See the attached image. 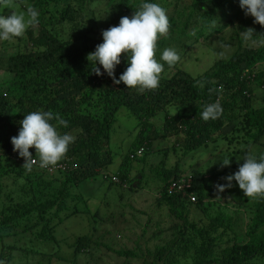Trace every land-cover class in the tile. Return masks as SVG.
I'll list each match as a JSON object with an SVG mask.
<instances>
[{"label":"trees","instance_id":"trees-1","mask_svg":"<svg viewBox=\"0 0 264 264\" xmlns=\"http://www.w3.org/2000/svg\"><path fill=\"white\" fill-rule=\"evenodd\" d=\"M153 2L167 8L174 0ZM140 3L141 0L0 2V15L7 16L12 11L20 13L28 7L35 8L39 14L38 23L28 27L22 37H17L15 50L0 55V196H3L0 228L10 224L18 228L23 223L21 230L11 234L29 232L38 240L57 241L55 232L63 219L80 212L77 206L69 212V200L80 197L71 188L99 172L110 178V174L102 170L113 162L111 134L117 113L125 106L129 115L137 120L134 150L143 145L145 152L150 151L153 141L161 136L185 135L181 141L161 150L163 153L180 150L181 156L168 167L165 155L155 175L161 180L157 201L168 209L175 222L168 228L170 237L155 244L153 249H143L138 241L136 247L131 248L105 246L118 256L141 257V264H264V198L244 196L235 181L222 196L214 193L212 185L214 175L220 176L226 184L223 177L238 170L243 163V157L237 160L238 150L225 149L209 155V165L214 162L210 170L207 163L202 167L192 165L187 172L181 166V157L202 149L213 152L221 143L230 146L238 142L246 148L254 146L253 154L264 153V104L260 107L253 104L254 86L264 87V26L251 20L254 35L245 42L239 32L248 29L249 23L240 26L244 12L233 0H191L173 14H167L169 34L157 41V59L171 44L184 51L183 56H186H182L181 66L178 63L179 67L172 74L162 73L157 88L137 90L127 88L122 82L114 84L99 65L101 75L97 76L86 56L102 42L103 30L118 25L123 16L130 18ZM98 6L100 8L96 9ZM220 20H225L222 26L218 24ZM226 27H231L229 42L233 41L237 47L234 46L231 54L214 58L204 70L193 74L185 67V59L196 52L195 47L202 41L210 44ZM255 39L260 45L251 44ZM1 42L2 46L9 44V40ZM126 66L121 54V64L114 71L117 79ZM216 101L222 106L221 116L216 120L200 119L203 107ZM170 106L177 107L178 113L172 114ZM37 109L59 113L68 126H59L58 131L75 137L56 164L66 165L64 169H52L50 173L34 164L32 171L26 172L24 158L13 151L10 138L17 135L19 122ZM160 111L165 112L164 121L161 128H156L151 118ZM29 152L35 156L34 147H30ZM225 156L231 157L230 165L221 167L220 158ZM130 162L128 156L124 157L116 177L120 183H130V188H139L141 175L134 180L129 178ZM182 174L190 184L188 194L169 192V185ZM216 196L232 201L235 211L247 208L243 233L236 232L234 214L227 204L221 205L215 200ZM214 205L216 212L212 215L210 210ZM191 209L203 211L206 219L191 220ZM38 225H42L39 231ZM161 234L158 230L152 237ZM7 235L0 232V239L3 241ZM94 244L100 245L92 235L77 236L70 245L72 256L67 258L58 251L45 253L32 245L29 248L15 242H2L0 264H50L54 256L69 259L71 264H82L76 257L90 251ZM17 251L21 254L16 256ZM35 255L39 257L30 262Z\"/></svg>","mask_w":264,"mask_h":264},{"label":"rangeland","instance_id":"rangeland-1","mask_svg":"<svg viewBox=\"0 0 264 264\" xmlns=\"http://www.w3.org/2000/svg\"><path fill=\"white\" fill-rule=\"evenodd\" d=\"M190 2L191 0H174V3L165 9L167 14H169L175 11V9H180V7ZM233 2L237 7L239 6V0H233ZM95 8L99 9L100 7L98 6ZM240 19L242 20L240 26L249 23L248 28H253L254 30V23L250 22L254 20L253 17L242 14ZM224 22L225 20H220L218 24L222 26ZM230 28L231 27H226L225 31L216 34V39L209 42L210 44H207L206 41H202V43L197 45V47H195L196 52L194 51L195 53L189 54L191 56L185 59V67L193 74H198L207 67L208 63H210L209 61H213V59L217 57L219 58L220 55L231 54L237 45L233 41L232 43L229 42L230 36L232 35V32L229 31ZM243 31L244 30H242V32ZM222 35H224L225 38L219 39ZM17 40L18 38H13L9 40V44H5L4 46H2V42L0 41V55H7L14 51V45L17 44ZM251 44L253 46H258L260 42L258 39H255L251 40ZM169 47H174L180 54L181 60L178 62L180 65L184 51L181 50V48H177L174 44H171ZM184 56H186V54ZM178 63L171 67L165 64L162 73L172 74L176 71L177 67H179ZM254 87L255 95L253 96V104L255 107H260L264 104V87ZM169 111L174 115L178 113L177 107L175 106H170ZM164 116L165 112L160 111L155 117L151 118V122L155 124L156 128L162 127ZM136 124V118L129 115L127 107H121L117 113V120L111 134L110 148L114 154L113 162L102 171H107L110 175L119 171L122 159L127 156L129 157V153L134 150L132 149V145L138 131V129H135ZM183 137H185L183 133L168 136L166 138L161 136L159 139L157 138V140L153 141L150 151H146L143 155L137 156L136 159L132 160L129 158L131 161L129 164V178H133L134 180L135 176L141 175V185L139 188H130V183L128 182L126 183V187H123L120 183H111L109 180H105L100 172L94 178L85 179L77 186H73L71 188L73 189L72 192L80 197L76 196V199L73 200L72 198L69 200V212L74 210L73 208H75V206H77L80 212L75 215H69V217L63 219V222L57 227L55 232L57 241L38 240L35 234L29 232H22L17 236L12 235L11 233H14L15 230H21L23 223L18 228L10 224L0 228L2 234H8L4 236L3 241L0 239V247L2 242H15L18 245L27 246L29 248H32V245L34 248L44 251L45 253H54L58 251L62 256L70 258L73 249L70 247L71 243L75 241L77 236L88 234L92 235L93 240L97 241L100 245L94 244L90 251L79 253L76 258L80 263L141 264V257L128 258L118 256L105 245L109 244L115 248L118 246L131 248L136 247L135 242L138 241L143 249H153L155 244L163 242L164 238L168 239L170 237L171 231L168 228L172 222H175V219L170 215L166 207L156 202L155 192L157 189H161V180L157 179L155 175L162 160L166 159L164 157L165 155L167 156L166 162L168 167L175 164L176 160L180 158V150L177 153L171 149L165 153L161 152V150L171 146L174 142L181 141ZM253 147L254 146L246 148L238 142H234L230 146L227 143H221V146L213 152L209 149H202L197 152L193 151L185 157H181L183 159L181 166L184 167L183 169L187 172L193 168L190 167L192 165L202 167L207 163L209 166L208 170H210L214 162L209 165V155L222 153L225 149H235L238 150V157H240L237 160H241L247 152V149L250 152L254 151ZM218 184H224L222 178L218 175H214L212 177L214 193L220 196L225 192L227 193L226 188L223 191H218L215 187ZM215 198L221 205H228L229 211L235 216L234 228L236 232L239 234L243 233L247 221V208L241 207V210L235 211V205H233L232 201L228 202L226 199H221L219 196ZM2 200L3 196H0V211ZM236 208L238 207L236 206ZM210 212L212 215L215 214L216 205L213 206ZM189 216L191 220L195 221H198L199 217H205L203 211H194L193 209L190 210ZM204 219H206V217ZM41 227L42 225H38L36 228L39 231ZM158 230H161L162 234L159 237H152V234ZM19 254L21 253L18 251L15 252L16 256ZM36 257L39 256L35 255L30 262L35 260ZM50 264H71V262L69 259L65 260L62 257L56 258V256H54Z\"/></svg>","mask_w":264,"mask_h":264},{"label":"clouds","instance_id":"clouds-1","mask_svg":"<svg viewBox=\"0 0 264 264\" xmlns=\"http://www.w3.org/2000/svg\"><path fill=\"white\" fill-rule=\"evenodd\" d=\"M239 7L246 16L254 18V23L264 26V0H239ZM38 15V11L33 7H28L26 11L20 13L12 11L10 15H0V41L22 37L28 27L38 23ZM169 31L170 22L166 9L153 0H141L138 9L130 18L123 16L118 25L110 26L101 32L102 42L95 46L94 51L87 54L86 60L94 66L92 72L100 76L102 67L103 73L112 78L114 84L122 82L127 88L153 90L159 85L165 64L171 67L181 60L174 47L164 48L159 59L156 57L157 41L161 37H166ZM239 33L245 42L254 35L251 28ZM121 54L127 66L117 79L114 71L121 64ZM222 111L219 101L206 104L200 112V119L216 120ZM53 120L56 121L55 124L52 123ZM19 124L18 133L10 138V142L13 151L24 158L23 167L26 172L32 171L34 164L50 173L52 169L65 168L64 164H56L67 153L75 137L67 132L58 131L59 126H68V122L59 113L37 109L24 115ZM30 147H34L35 156L29 152ZM145 150L141 145L129 153V158L136 159L137 156L143 155ZM34 157L38 159L34 160ZM230 158L227 156L220 158L221 167L229 166ZM242 159L243 163L238 166L237 171L223 177L227 183L215 187L218 191H223L232 187V182L235 181L244 196L264 198V153L253 154L247 149ZM116 175L114 173L110 178L107 175L103 177L120 183ZM120 184L123 187L127 186L126 183ZM171 184L168 187L169 192L180 191L183 195L188 194L189 182V186L183 191L171 188ZM159 190L155 192L156 200L160 196ZM156 202L159 204V201Z\"/></svg>","mask_w":264,"mask_h":264},{"label":"built area","instance_id":"built-area-1","mask_svg":"<svg viewBox=\"0 0 264 264\" xmlns=\"http://www.w3.org/2000/svg\"><path fill=\"white\" fill-rule=\"evenodd\" d=\"M60 166H63V165H60ZM187 186H189L188 181L185 180V176H182L177 181H173L170 187L173 188V189H177V190H182L183 191ZM191 199L193 200L194 197H191Z\"/></svg>","mask_w":264,"mask_h":264}]
</instances>
